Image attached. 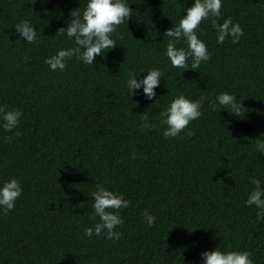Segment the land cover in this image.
<instances>
[{"label":"trees","instance_id":"16d2710c","mask_svg":"<svg viewBox=\"0 0 264 264\" xmlns=\"http://www.w3.org/2000/svg\"><path fill=\"white\" fill-rule=\"evenodd\" d=\"M127 3L118 45L93 65L73 57L52 71L45 58L75 46L57 31L86 0H0V105L23 113L11 142L0 129V183L15 177L23 188L0 213V264H200L216 247L264 264V219L244 203L251 178L264 184V153L255 149L264 140V0H223L215 19L231 18L244 35L217 44L202 21L196 31L210 57L186 70L171 67L163 33L193 0ZM24 20L39 43L18 39ZM150 68L163 74L156 96L141 89L131 97L128 73L141 79ZM225 91L242 105L238 116L210 109ZM180 94L203 98L202 115L187 126L190 136L165 138L160 112ZM144 115L155 127H139ZM97 185L129 200L118 240L84 235L99 220L90 197ZM145 210L156 217L151 227Z\"/></svg>","mask_w":264,"mask_h":264},{"label":"clouds","instance_id":"9594fccd","mask_svg":"<svg viewBox=\"0 0 264 264\" xmlns=\"http://www.w3.org/2000/svg\"><path fill=\"white\" fill-rule=\"evenodd\" d=\"M222 2L223 0H193L192 5L184 9L186 14L181 16L179 22L164 31V37L169 38L164 55L170 61L172 68L199 69L202 62L208 61L210 52L206 42L198 36L196 31L204 20L211 21V27L216 32L217 44H222L226 38H230L233 44L240 41L244 31L238 22L234 23L231 18H227L222 23H218L215 19L221 15ZM131 14L132 9L127 0H86L82 12L72 11L73 18L66 27L57 31L58 34L62 30L67 38L74 41L75 46L57 50L55 54L46 57L44 63L52 71L65 70L67 60L73 57L85 65H93L97 56H105L109 50L118 45L114 34L119 25L125 20L128 21ZM15 28L18 39L28 44L39 43L36 27L31 21H21ZM180 43L186 44V48L177 47ZM146 73L143 78L138 79L140 74L130 71L126 88L131 97L142 89L144 98L151 101L156 96V88L163 74L159 68H150ZM236 97L227 91L221 92L217 94L215 101L211 102L209 107L213 111L218 108L219 111L226 109L230 114L238 116L242 105L237 102ZM202 105L203 98L191 100L183 94L174 97L160 112V122L166 125L163 136L178 137L182 131L190 136L192 133L187 130V126L202 115ZM22 115L19 109L0 105V129L13 133L12 136L5 137L8 142H11L14 136L20 135L13 130L18 127ZM139 127L150 129L155 125L144 115L141 117ZM255 149L256 153H264V140L257 139ZM135 156L133 152L132 158ZM251 183L254 187L248 193L244 203L247 206L254 205L257 218L264 219V184L254 177L251 178ZM22 192L23 188L15 177L0 183V213L6 214L11 211ZM90 197L93 200L94 216L99 220L94 226L85 228L84 235L100 237L103 234L106 240H118L122 234L114 229L123 224L119 210L127 208L129 200L125 199L123 194L115 193L100 185H97L96 190L90 193ZM142 218L148 227L156 221V217L147 210L142 213ZM200 264H253V261L248 251H225L216 247L201 252Z\"/></svg>","mask_w":264,"mask_h":264}]
</instances>
